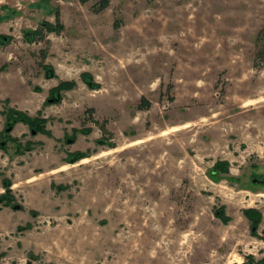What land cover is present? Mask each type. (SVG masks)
I'll list each match as a JSON object with an SVG mask.
<instances>
[{
  "label": "rangeland",
  "instance_id": "rangeland-1",
  "mask_svg": "<svg viewBox=\"0 0 264 264\" xmlns=\"http://www.w3.org/2000/svg\"><path fill=\"white\" fill-rule=\"evenodd\" d=\"M96 1L0 0V35L11 38L0 43V141L8 105L46 117L52 133L19 123L9 132L31 150H0V193L8 177L21 206L0 208V264L260 259L264 238L242 210L261 212L264 237V182H252L264 176V0H110L95 12ZM56 13L62 30L26 40ZM60 80L76 85L46 103ZM73 128L90 132L66 143ZM76 150L87 156L64 162ZM216 161L228 170L213 181Z\"/></svg>",
  "mask_w": 264,
  "mask_h": 264
},
{
  "label": "trees",
  "instance_id": "trees-1",
  "mask_svg": "<svg viewBox=\"0 0 264 264\" xmlns=\"http://www.w3.org/2000/svg\"><path fill=\"white\" fill-rule=\"evenodd\" d=\"M82 3H85L89 0H80ZM110 3V0H97L92 6L93 10L95 12H100L101 10L105 9ZM55 23H51L49 21H43L41 22L40 26L34 30H31L27 33H25V38L29 42H34L36 38H43V30L44 31H55L56 33L59 32L60 30L63 29V24L59 20V14H55ZM264 36V25L261 27L259 30L257 37H256V42L258 43L259 41L262 43L261 45L263 48L261 49L259 46L257 47L256 50V55L260 57H264V39L262 40ZM2 39V40H1ZM10 37L8 36H2L0 35V43L2 44H7L10 41ZM41 58H44V55L41 56ZM42 59L39 61V66L41 69H43L44 72V77L46 78H53L56 77L54 69L49 66L45 65L42 63ZM82 78H90L88 74L82 73ZM86 84L89 88L91 89H97L99 88L98 84H94V81L91 79L89 81H86ZM76 85L75 81L73 80H60L57 85L54 87H51L49 89V94L45 98L46 103H58L61 101V91H69L73 89V87ZM6 102V105H8L9 100L7 98L4 99ZM150 102L144 98L140 97L139 103H138V108L145 109L149 107ZM4 115V124H3V136L4 139L0 141V150L5 151L7 149V142L12 141L16 142V147L15 151L17 154H23L25 151L31 150V147L33 144H35V141L33 140H26L24 143H21V141L17 137H12L10 135V130L15 126L17 123H22L27 126L30 135L34 136L38 133L41 134H46L48 136H51V132L47 129L46 123L48 119L46 117L41 116L39 113L36 115L32 116L28 114L25 111L19 110L17 108L11 107V106H6L5 111H3ZM94 123L96 122L95 119H91ZM100 128L102 129V125H100ZM71 135L69 136L67 133L64 134L63 140L66 143L69 142H74L75 141V136L77 133H82V134H88L90 132L89 129H76L73 128L71 130ZM1 134V132H0ZM87 154L83 151H72L68 152L66 154V157L64 159V162L66 163H75L78 160L85 158ZM227 162L224 161H216L213 165V167L210 169V177L212 178L213 181L218 180L219 174L220 173H225L227 172ZM231 179V177H230ZM1 185L3 188V192L0 193V208L2 207H11L13 209L16 208H21L20 205L16 203L15 196L12 191V182L8 177L3 176L1 178ZM55 187V185L53 184ZM242 213L244 217L248 220L249 222V228H250V234L253 236H256L258 238H264L260 237L257 229L258 226L261 222V212L258 209H255L253 207H248L244 208L242 210ZM214 214L223 222L227 223L229 221L228 215L225 214L224 207L220 206L219 208H216L214 211ZM264 264V256L261 257L260 259H254L252 255H247V261L244 262L243 264Z\"/></svg>",
  "mask_w": 264,
  "mask_h": 264
},
{
  "label": "crops",
  "instance_id": "crops-1",
  "mask_svg": "<svg viewBox=\"0 0 264 264\" xmlns=\"http://www.w3.org/2000/svg\"><path fill=\"white\" fill-rule=\"evenodd\" d=\"M7 97H9L8 99H9V102H11V103H19V104H23V101L25 100L24 99V96H17V97H12L11 95H5L3 98H7ZM17 124H19V123H17ZM22 124V123H21ZM16 125V124H15ZM24 125V124H23ZM15 127V126H14ZM13 127V128H14ZM27 127V126H26ZM47 127V126H46ZM48 129V128H47ZM39 134H41V133H38V134H36V135H39ZM65 134V133H64ZM80 134H82V133H80ZM11 135V134H10ZM42 135H46V134H42ZM51 135H52V133H51ZM82 135H86V134H82ZM13 136V135H12ZM17 138H19V137H17ZM19 140H20V138H19ZM30 140V139H29ZM38 140H41L42 142H45L44 140H42V139H39L38 138Z\"/></svg>",
  "mask_w": 264,
  "mask_h": 264
},
{
  "label": "flooded vegetation",
  "instance_id": "flooded-vegetation-1",
  "mask_svg": "<svg viewBox=\"0 0 264 264\" xmlns=\"http://www.w3.org/2000/svg\"><path fill=\"white\" fill-rule=\"evenodd\" d=\"M35 136V135H34ZM264 176H262V178L261 179H259L258 177H255V178H253V183H259V182H264ZM12 187V186H11ZM13 191V190H12Z\"/></svg>",
  "mask_w": 264,
  "mask_h": 264
}]
</instances>
